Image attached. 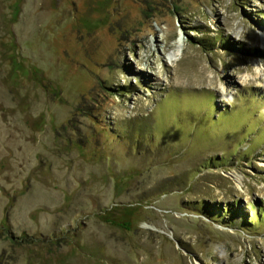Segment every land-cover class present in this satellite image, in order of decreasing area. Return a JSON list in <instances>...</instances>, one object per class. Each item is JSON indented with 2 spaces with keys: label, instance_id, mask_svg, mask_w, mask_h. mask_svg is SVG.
Masks as SVG:
<instances>
[{
  "label": "rangeland",
  "instance_id": "rangeland-1",
  "mask_svg": "<svg viewBox=\"0 0 264 264\" xmlns=\"http://www.w3.org/2000/svg\"><path fill=\"white\" fill-rule=\"evenodd\" d=\"M263 210L264 0H0V264H264Z\"/></svg>",
  "mask_w": 264,
  "mask_h": 264
},
{
  "label": "bare ground",
  "instance_id": "bare-ground-1",
  "mask_svg": "<svg viewBox=\"0 0 264 264\" xmlns=\"http://www.w3.org/2000/svg\"><path fill=\"white\" fill-rule=\"evenodd\" d=\"M182 48H183V42H182V41H178V42H176L175 50H174L173 53L171 54V57H172L173 59L176 58V57L180 54ZM234 179L239 183L241 178H239V177H234ZM240 185H241V184H240Z\"/></svg>",
  "mask_w": 264,
  "mask_h": 264
},
{
  "label": "trees",
  "instance_id": "trees-1",
  "mask_svg": "<svg viewBox=\"0 0 264 264\" xmlns=\"http://www.w3.org/2000/svg\"><path fill=\"white\" fill-rule=\"evenodd\" d=\"M198 44H200V43H198ZM255 208H256V207L251 206V209H254V210H255ZM263 213H264V210H263Z\"/></svg>",
  "mask_w": 264,
  "mask_h": 264
}]
</instances>
